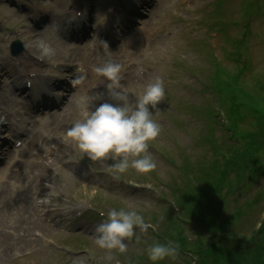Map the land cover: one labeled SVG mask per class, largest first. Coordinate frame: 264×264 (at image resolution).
Returning a JSON list of instances; mask_svg holds the SVG:
<instances>
[{
    "label": "rangeland",
    "instance_id": "obj_1",
    "mask_svg": "<svg viewBox=\"0 0 264 264\" xmlns=\"http://www.w3.org/2000/svg\"><path fill=\"white\" fill-rule=\"evenodd\" d=\"M15 1L0 0V60L6 63L24 54L26 69L38 60V63H35L37 67L34 68L37 72L43 71L38 74L39 76H44L45 71L59 67L60 64L67 67L74 63L72 68L76 67V63L79 62L69 59L70 57L63 53L64 48L68 49L70 45L73 47L75 45L67 40L66 31L61 30L59 37L53 36L51 30L45 31L51 29V24L60 27L61 20L56 19L55 16H63L64 9L70 5L69 11H76L77 7L74 6L76 1L39 0L37 10L44 11L42 16H46V20L39 24L40 28L29 20V16L32 15L31 9L23 8L25 5L31 7L28 3L35 4L38 0H31L34 3L30 0ZM77 1L85 2V0ZM89 1L101 11L107 0ZM216 1L218 0H155L153 13L147 22L158 36L150 40L151 42H144L148 37L143 34L136 45L137 49L141 43L143 53L139 54L138 58H134L131 77L138 80L135 77L144 75L145 71L149 75L144 85L137 86L134 90L123 86L124 91L134 98L157 76L163 79L165 87V97L158 105L159 111H153V119L160 124L161 132L157 138L149 142L148 148L157 163L155 168L157 177L152 175L153 171L139 174L129 170L116 179L108 171V166L112 163L110 159L92 161L86 154L81 153L65 135L72 123L81 118V113L74 104L77 97L74 98L71 101L73 106L69 110L66 109L60 117L63 118V122H57L54 127L50 122L43 126L48 137L39 144L41 149L34 153L33 167L25 169L24 165L21 167L18 165L15 168L18 175H22L17 190L12 194L16 212L7 211L10 205L4 204L6 213L0 220V232L12 230L9 226L11 224L13 226L19 215L20 230L15 232L16 239H10V243L21 244L20 241L23 240L31 244V250L15 251L10 260H3L1 264H152L145 253L147 245L168 241L179 245V256L174 261L165 259L158 264H185L186 261H189L188 264H195L194 253L197 252V256H200L201 251L208 249L213 235L217 236L220 232L233 230L242 233L247 237L246 239L253 236L264 218V188L259 185L251 188L252 183H249L242 185L234 193L229 191L228 196L227 190L237 184L236 179L239 178L240 172L226 165L224 160L218 161L214 166L210 161L213 159L211 149L216 150V153L221 154L224 159L228 160L229 157H224V153L212 147L209 141L213 137V140H218L214 144H222L218 139L225 135V122H222V119L224 121L226 119L222 114H228L230 118H239L241 108L244 114L249 116V120H252V124L258 118L251 114L255 107L264 114L263 102L245 96L251 87L264 91L263 86L257 83L258 88L255 84L264 78V12L261 11L256 0H251L255 13L246 12L244 17L242 16L243 0H226L230 1L225 6L226 10L214 8ZM260 4L263 7L264 0H260ZM211 19L217 28L220 25L216 19L224 24L232 20L241 22L238 31H228L230 41L239 39L246 26H249L255 35L257 34L256 38L249 42L254 50V67L239 74L238 85L229 79V75L235 77L233 73L227 72L233 70V65L228 59V52L232 50L230 42L223 41L209 29V25L206 27L202 25ZM37 34H43V38ZM8 37H11L9 41ZM28 37L34 38L30 39L32 42L27 40ZM12 40L20 41L22 46L16 58H11L8 53V45ZM155 43L158 44L156 48ZM29 46L33 47L32 52L28 51ZM74 48L78 49V47ZM46 49L51 51L46 52ZM34 53L36 56H33ZM211 54L222 63L221 67L226 68L214 79L210 70L198 69L211 64L212 61H207ZM40 60L46 62L44 67ZM11 73L14 75L12 78L0 80V91L15 93L16 96L24 94L13 90L16 72L11 69ZM203 82L206 84L214 82V84L211 87H203L201 85ZM100 85L88 94L104 92L106 86L102 85L99 89ZM194 90L198 91L196 95ZM223 98L227 100L224 105H220L219 102ZM228 99L235 102L230 104ZM190 101L193 103L191 104ZM183 106L189 109L186 122L183 123L189 128L186 129L188 134H174L175 127L169 114L172 112L177 115L174 108ZM198 109L205 110L206 115L211 114L213 120L220 119L224 131L216 125V122L210 127V134L205 137L207 126L202 115L204 113L196 112L192 115V112ZM11 112L15 113V109ZM36 114L37 112L32 111L29 116L33 119ZM14 116L15 114L13 118ZM3 123L2 118L0 125ZM228 128L233 137L242 139L244 133L242 126L238 128L237 123L232 122L231 125L228 124ZM2 133L0 132V135ZM172 137L179 141L180 146L189 150L187 154H195L193 157L181 158L182 162L196 163L198 168L196 171L207 169L223 183L213 185L215 178L211 176L203 180L204 187H196L193 183L182 185L181 195L184 199L179 197L177 201L176 191L170 190L169 187L175 184L181 185L180 158L177 157L174 164H165L162 156L174 149ZM226 137L228 145L230 136L227 134ZM259 141L264 145L262 139ZM201 158L202 160L198 161ZM36 175L37 177L34 178L33 176ZM222 177L228 184L236 183L231 186L226 185ZM36 179L35 184L31 185ZM261 185H264V181ZM214 188H218L221 193ZM255 190H258V193ZM167 200L175 202V206L180 209L176 217V228L172 230L173 236L165 233V226L173 225L174 221L173 219L167 223L165 221L169 215V207L172 205V202ZM236 207L238 212L234 211ZM120 208L136 210L152 227L145 233H139L136 229L135 231L140 235V242H136L135 238L131 241L126 240L127 251L113 252L111 260L106 259L105 251L97 248L91 239L63 232L68 225L76 224L75 227L78 228L77 223H84V229H89L91 226L94 229L101 222L93 216L94 212L102 211L106 214L110 209ZM185 208H189V212L181 213ZM93 209L95 211H91ZM153 232L160 235L155 237ZM243 253L246 258L251 257L249 252ZM252 258L254 260L255 256Z\"/></svg>",
    "mask_w": 264,
    "mask_h": 264
},
{
    "label": "clouds",
    "instance_id": "obj_2",
    "mask_svg": "<svg viewBox=\"0 0 264 264\" xmlns=\"http://www.w3.org/2000/svg\"><path fill=\"white\" fill-rule=\"evenodd\" d=\"M103 45L108 50L107 44ZM91 71L108 81L105 91L75 99L81 118L66 130V137L88 159H110L112 163L108 171L116 179L129 170L139 174L153 171L157 163L148 148L149 142L161 132L160 124L153 119V111H159L158 105L165 97L163 79L155 77L145 85L140 95L133 98L124 91L120 82L121 64L106 59L93 66ZM77 73L74 84H82L86 78L85 69L79 67ZM150 227L152 225L134 209H110L106 218L95 226L93 242L105 251L106 259L111 260L113 252L127 251L126 240L135 238L140 242L136 229L145 233ZM145 253L152 264L165 259L174 261L179 256V245L172 241L153 242L147 245Z\"/></svg>",
    "mask_w": 264,
    "mask_h": 264
},
{
    "label": "bare ground",
    "instance_id": "obj_3",
    "mask_svg": "<svg viewBox=\"0 0 264 264\" xmlns=\"http://www.w3.org/2000/svg\"><path fill=\"white\" fill-rule=\"evenodd\" d=\"M30 50H33V49H30ZM33 56H36V54L34 53ZM23 57H24V55L21 56V59H23ZM16 62H18L21 65V67L25 66L24 61L16 60ZM3 72H4V69H2L0 67V73H3ZM5 76L11 77V75H8V72H6ZM144 84L145 83H139V84H137L135 86H132L131 82L127 81L125 87L126 88L130 87L131 90H134L137 86H141V85H144ZM4 120L8 122V119L5 118V117H4ZM6 128L9 130V133H10V129L7 126H6ZM39 137L40 136L38 134H34L33 136L30 135L31 140H30V142L28 144L29 147H28V149L26 151V155H28L31 151L33 153V150L35 148V141L37 139H39ZM22 159H23L24 162H26L25 155H23ZM17 177H18L17 172H15L12 167L7 168L5 171L0 172V199L3 200L0 203L5 202L6 204H10V203L13 202L11 199H9L5 195L6 191L4 189L6 188L7 192H10V189L8 188L7 184H10L11 182H15L17 180ZM31 185H34V183H31ZM11 208H12V206H11ZM1 213H5V212L1 211L0 214ZM17 227H18V225H14V229L17 228ZM0 235H3L2 232L0 233ZM0 243H1V245H0V262H2L3 260H5V261L10 260L12 255H14L15 251L21 252V251H26V250L30 251L31 250L30 249L31 244L30 243H26L23 240L20 241L21 244H16V246L9 247L7 245V242L5 241V238L1 236L0 237Z\"/></svg>",
    "mask_w": 264,
    "mask_h": 264
}]
</instances>
